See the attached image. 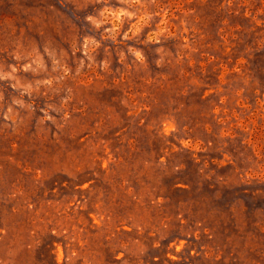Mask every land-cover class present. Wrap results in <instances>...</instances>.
I'll list each match as a JSON object with an SVG mask.
<instances>
[{"label": "rangeland", "instance_id": "1", "mask_svg": "<svg viewBox=\"0 0 264 264\" xmlns=\"http://www.w3.org/2000/svg\"><path fill=\"white\" fill-rule=\"evenodd\" d=\"M0 264H264V0H0Z\"/></svg>", "mask_w": 264, "mask_h": 264}]
</instances>
